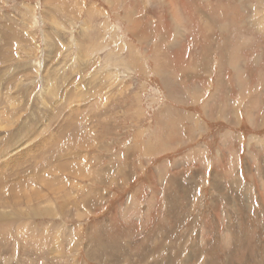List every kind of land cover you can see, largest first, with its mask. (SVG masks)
Instances as JSON below:
<instances>
[{
    "label": "rangeland",
    "instance_id": "1",
    "mask_svg": "<svg viewBox=\"0 0 264 264\" xmlns=\"http://www.w3.org/2000/svg\"><path fill=\"white\" fill-rule=\"evenodd\" d=\"M243 90L264 0H0V264H264Z\"/></svg>",
    "mask_w": 264,
    "mask_h": 264
},
{
    "label": "bare ground",
    "instance_id": "2",
    "mask_svg": "<svg viewBox=\"0 0 264 264\" xmlns=\"http://www.w3.org/2000/svg\"><path fill=\"white\" fill-rule=\"evenodd\" d=\"M173 45H174V43H173ZM175 46V45H174ZM156 56H160L161 55V51L160 50H158L157 52H156ZM162 63H163V60H162V58L160 59V57H159V61L158 62H156V68L159 70V74H161V72H162V69H161V66H162ZM167 67V66H166ZM245 90H243V94H242V96H244L245 98L248 96L247 94L248 93H246L245 94V92H244ZM252 92H256V91H252ZM249 94H251V93H249ZM258 95V94H257ZM246 101H247V105L244 107V114H245V116H246V118H247V120L250 122V123H254V122H256L257 121V119H256V114H255V110H256V108L257 107H263L264 106V101L261 99V98H259V97H255L254 98V96H252V95H250V96H248L247 98H246ZM210 102H208V104H209ZM206 106V105H205ZM206 108V107H205ZM261 109V108H260ZM211 111V110H210ZM224 111L226 112V110L224 109ZM255 126V125H254ZM225 136L222 138L223 140V145H221V146H224V141H226L227 139H228V137H229V133H225L224 134ZM203 151H205V148H204V146L203 145H200L195 151H193V152H191L188 156H187V158L185 159V160H188L189 161V159H191V160H195V161H197L198 163H201V162H204V159L202 158L203 156H204V153H203ZM199 160V161H198ZM135 199V198H134ZM152 199V198H151ZM134 202V201H133ZM201 232V231H200ZM204 235V234H203Z\"/></svg>",
    "mask_w": 264,
    "mask_h": 264
},
{
    "label": "crops",
    "instance_id": "3",
    "mask_svg": "<svg viewBox=\"0 0 264 264\" xmlns=\"http://www.w3.org/2000/svg\"><path fill=\"white\" fill-rule=\"evenodd\" d=\"M166 56H169V58H167V59L169 60V62L171 64L174 63V61L171 59L172 57L170 56L169 53H166ZM166 56L164 54L159 56V57H162V60H163V63H162V66H161L162 72L159 75H160V77L167 79L166 80V86H168V84H170L172 80L173 81H177V80H176L175 77L173 78V75H176V73L174 71L175 64H172V66L169 64L166 67V62H165ZM159 57H156V58L154 57V65H155L156 62L159 61ZM154 70H155V67H154ZM155 71L159 72L158 69H156ZM195 71H196V74H198L197 69H195ZM197 90H198V88H197Z\"/></svg>",
    "mask_w": 264,
    "mask_h": 264
}]
</instances>
